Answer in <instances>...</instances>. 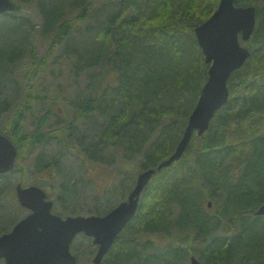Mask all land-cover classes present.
Listing matches in <instances>:
<instances>
[{
    "label": "trees",
    "instance_id": "obj_1",
    "mask_svg": "<svg viewBox=\"0 0 264 264\" xmlns=\"http://www.w3.org/2000/svg\"><path fill=\"white\" fill-rule=\"evenodd\" d=\"M82 1L80 13L70 18ZM218 2L99 0L100 16L95 23L87 21L85 33L92 36L87 43L86 35L81 38L75 33L82 31L94 1H41L42 31L50 33L53 47L67 43L69 55L77 59L72 85L79 93L66 129L76 131L80 128L75 123L99 115L92 120V140H85L87 134L79 137L89 158L102 161V150L112 146L120 151L122 163H137L141 157L137 166L142 172L157 169L174 153L208 77L209 64L195 28L211 16ZM235 2L254 5L257 13L254 32L243 43L251 55L228 81L229 101L216 111L204 134L194 133L179 160L156 170L141 194L135 217L101 264H189L192 255L203 264H264V216L255 214L264 204V0ZM18 9L17 4L14 12L0 15V30L18 36L13 43L0 31V42L12 46L10 51L0 47V77L13 70L31 40V29L24 30V21L17 19ZM33 54V66L36 62L49 65L51 55ZM83 79L87 82L81 89ZM27 91L10 124L0 128L18 148L14 169L19 170L24 169L25 147L43 146L57 135L63 140L58 130L45 128L49 117L62 118L55 111L60 106L57 98L45 93L40 98ZM4 101L0 110L9 108ZM42 101L51 107L38 118L35 129L28 130L26 112L32 102ZM68 130L61 135L65 137ZM49 166L45 162L41 168ZM121 184L125 187V180ZM7 187H0V235L22 218L12 212V206L22 215L27 211ZM5 194L10 207L2 201Z\"/></svg>",
    "mask_w": 264,
    "mask_h": 264
},
{
    "label": "rangeland",
    "instance_id": "obj_2",
    "mask_svg": "<svg viewBox=\"0 0 264 264\" xmlns=\"http://www.w3.org/2000/svg\"><path fill=\"white\" fill-rule=\"evenodd\" d=\"M41 1L43 0H15L19 6L17 19L24 21V30L25 28L31 29V40L27 43L28 46L24 55L15 62L13 70L8 73L9 76L0 77V101L6 100L4 102L9 107L0 110V128L10 124V119L17 107L23 104L27 90L40 98L41 94L45 93L49 95L50 99L57 98L60 106L55 111L62 115L61 120L56 115L49 117L45 128L58 130L59 137H62L63 140H60L57 135L43 146L35 147L32 150L29 149L30 146L25 147L24 158L22 159L24 169L16 168L0 175V187L10 186L5 190L7 192L10 190L13 196H16V185L20 181L23 186L40 185L45 188L49 197L55 200L53 211L63 217L68 215L88 216L97 214L99 211L106 212L110 207L127 199L129 192L136 183L138 174L141 172L140 166H137L141 163V157L137 158V163H134L133 160L122 163L120 151L111 146L106 147L111 151L110 153L103 151L106 149L102 150V161L95 157L89 158L84 153L83 146L80 145L79 137H84L83 134H87L85 140H92L91 125L92 120L99 119L97 114L75 123V127L80 128L76 131L72 128L66 129L67 121L73 117L71 109L74 99L79 93L77 86L72 85L77 59L74 55H69L67 43L53 47L50 33L45 34L42 31L43 17L39 11ZM90 1H94L96 4L87 14L81 27L82 31L75 33V35L82 36L81 38L86 35L87 43H90V33H85L88 27L87 21L95 23L101 14L98 9L99 0ZM83 3L82 1L81 6L73 9L70 18H75L80 13ZM2 35L4 39H11L13 43L18 40V36L13 31H2ZM0 47L10 51L12 46L0 42ZM31 53H34L33 55L38 58L45 54L51 55L49 65L44 67L36 62L33 66L34 61L30 57ZM28 71L30 72L29 77L25 75ZM83 77H85V73H83ZM86 82L83 79L81 89L85 87ZM48 107H51L48 101L32 102L29 107L31 110L26 112L25 126L28 130L35 129L38 118L47 112ZM66 130L68 131L64 137L61 135V131ZM96 138L98 137L96 136ZM102 145H106V143ZM106 159L112 161L104 163ZM45 162L50 163L51 166L42 169L41 165ZM112 162L114 163L112 164ZM121 180H125V187L121 184ZM65 186L68 189H65ZM4 196L3 203L10 207L9 196L7 194ZM10 209H13L12 212L19 218L27 214L25 211L22 215L21 210L13 206ZM97 248L92 237L83 233L79 234L73 243V253L79 254L81 264L93 263L92 259Z\"/></svg>",
    "mask_w": 264,
    "mask_h": 264
},
{
    "label": "water",
    "instance_id": "obj_3",
    "mask_svg": "<svg viewBox=\"0 0 264 264\" xmlns=\"http://www.w3.org/2000/svg\"><path fill=\"white\" fill-rule=\"evenodd\" d=\"M14 0H0V15L15 11ZM257 8L254 5H237L235 0H220L218 7L195 28V35L205 61L209 64L208 77L192 110L182 138L174 153L162 161L157 169L140 172L128 198L108 213L68 215L63 217L52 211L54 201L48 199L45 189L38 185L18 183L16 195L29 213L21 218L11 231L0 235V261L3 264H77L78 256L71 245L77 235L92 237L97 252L92 261L101 264L116 238L135 217L141 194L150 183L156 170L169 167L179 160L192 136L204 134L216 111L229 100L228 81L241 69L251 55L247 42L256 26ZM18 148L7 133H0V175L14 169ZM209 206L212 202L208 203ZM264 216V204L256 211ZM189 264H203L195 255Z\"/></svg>",
    "mask_w": 264,
    "mask_h": 264
},
{
    "label": "bare ground",
    "instance_id": "obj_4",
    "mask_svg": "<svg viewBox=\"0 0 264 264\" xmlns=\"http://www.w3.org/2000/svg\"><path fill=\"white\" fill-rule=\"evenodd\" d=\"M229 101V100H228Z\"/></svg>",
    "mask_w": 264,
    "mask_h": 264
}]
</instances>
